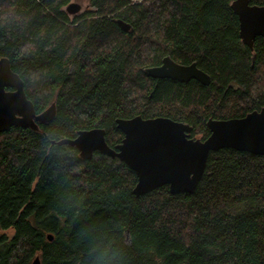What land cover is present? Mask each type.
Listing matches in <instances>:
<instances>
[{
    "label": "trees",
    "instance_id": "1",
    "mask_svg": "<svg viewBox=\"0 0 264 264\" xmlns=\"http://www.w3.org/2000/svg\"><path fill=\"white\" fill-rule=\"evenodd\" d=\"M71 1L0 0V59L36 114L55 103L38 130L0 133V264H264L263 155L212 151L193 193L136 196L125 163L52 143L103 128L113 147L115 120L138 115L204 140L209 118L264 107V38L242 43L233 0H87L70 18ZM165 56L195 62L210 84L150 77Z\"/></svg>",
    "mask_w": 264,
    "mask_h": 264
},
{
    "label": "water",
    "instance_id": "2",
    "mask_svg": "<svg viewBox=\"0 0 264 264\" xmlns=\"http://www.w3.org/2000/svg\"><path fill=\"white\" fill-rule=\"evenodd\" d=\"M231 8L239 20L242 43L253 50L256 38H264V5L252 4L250 0H233ZM65 10L69 15H77L81 6L70 2ZM117 23L123 30L130 28L121 20ZM145 72L155 79L182 83L193 79L202 85L211 82V77L195 62L184 65L170 56H165L160 65L146 68ZM54 116V102L36 114L33 103L26 96L22 79L12 71L8 59L1 58L0 133L10 127L38 130V123H48ZM115 122L123 138L113 147L107 143L103 128L80 130L75 138H62L52 143L75 147L85 160L92 159L97 152L125 163L136 175L133 188L136 196L164 185H168L172 194L193 193L212 151L230 148L264 156V107L240 118H209L206 126L210 134L204 140L190 137L192 127L189 124L168 117L144 119L138 115L129 119L118 118ZM48 239L52 240L53 235L49 234ZM31 264H41L39 256Z\"/></svg>",
    "mask_w": 264,
    "mask_h": 264
},
{
    "label": "rangeland",
    "instance_id": "3",
    "mask_svg": "<svg viewBox=\"0 0 264 264\" xmlns=\"http://www.w3.org/2000/svg\"><path fill=\"white\" fill-rule=\"evenodd\" d=\"M71 2L77 3L81 6V10L78 14L85 12V10L88 8V1L87 0H72ZM64 9H66V8H64ZM73 16H75V15H69L70 18H73Z\"/></svg>",
    "mask_w": 264,
    "mask_h": 264
},
{
    "label": "built area",
    "instance_id": "4",
    "mask_svg": "<svg viewBox=\"0 0 264 264\" xmlns=\"http://www.w3.org/2000/svg\"><path fill=\"white\" fill-rule=\"evenodd\" d=\"M132 1H133V2H136V1H137V2H140L141 0H132Z\"/></svg>",
    "mask_w": 264,
    "mask_h": 264
}]
</instances>
